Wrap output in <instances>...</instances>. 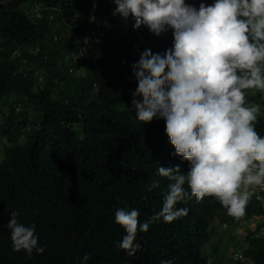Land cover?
<instances>
[{
	"label": "trees",
	"instance_id": "obj_1",
	"mask_svg": "<svg viewBox=\"0 0 264 264\" xmlns=\"http://www.w3.org/2000/svg\"><path fill=\"white\" fill-rule=\"evenodd\" d=\"M187 2L198 8L214 0ZM115 7L111 0H0V264H81L86 253V264H217L205 244L235 217L212 196L180 202L186 216L138 232L136 256L118 247L126 233L116 209L149 220L170 183L158 168L179 165L186 175L190 163L172 155L165 121L142 124L131 104L132 65L149 47L172 48L173 29L160 36L134 30ZM255 128L264 136L262 114ZM259 196L251 194L243 216L260 219L245 237L250 264H264ZM12 212L18 223L35 224L42 254L13 251Z\"/></svg>",
	"mask_w": 264,
	"mask_h": 264
},
{
	"label": "clouds",
	"instance_id": "obj_2",
	"mask_svg": "<svg viewBox=\"0 0 264 264\" xmlns=\"http://www.w3.org/2000/svg\"><path fill=\"white\" fill-rule=\"evenodd\" d=\"M111 2L116 5L113 15L125 21L131 17L134 30L146 26L160 36L173 29L172 48L159 54L149 47L132 65L138 86L131 104L142 124L163 119L175 149L172 155L190 163L186 175L179 165L158 168V175L170 183L162 207L149 220L141 223L138 210L116 209L115 222L126 233L118 247L134 257L142 249L136 242L138 232H147L161 219L173 222L188 214L187 208L176 207L178 203L216 197L238 220L255 193L248 186L264 185V136L255 128L262 112L249 93L264 91V0H214L200 2L198 8L187 0ZM153 187L159 182L149 191ZM10 215L6 227L13 251L42 254L35 224L25 226L18 223L16 212ZM241 255L246 261H235L250 264ZM89 259L86 253L81 264Z\"/></svg>",
	"mask_w": 264,
	"mask_h": 264
},
{
	"label": "rangeland",
	"instance_id": "obj_3",
	"mask_svg": "<svg viewBox=\"0 0 264 264\" xmlns=\"http://www.w3.org/2000/svg\"><path fill=\"white\" fill-rule=\"evenodd\" d=\"M53 19L54 16H52V20ZM68 59L70 60L71 58L69 57ZM35 74L43 78L41 69L37 67ZM3 139L5 138H2L0 135V149ZM248 187H250L253 192L261 195L264 199V185ZM258 220H260L258 217H253L245 221L242 216L238 220L235 218V221L220 225L215 230V235L205 244V248L208 245L214 248V254L212 255L213 260H216L217 264H237V261H235L237 259L235 258L242 254L243 249L247 247L248 244L245 237L247 234L254 231Z\"/></svg>",
	"mask_w": 264,
	"mask_h": 264
},
{
	"label": "built area",
	"instance_id": "obj_4",
	"mask_svg": "<svg viewBox=\"0 0 264 264\" xmlns=\"http://www.w3.org/2000/svg\"><path fill=\"white\" fill-rule=\"evenodd\" d=\"M249 93H250V96H253V98L255 99L254 101H252V103H254L256 100H258L260 102L261 112L264 115V103L262 102V100H264V91L257 90V89H250ZM241 190L243 191L244 187H242ZM248 190H249V188H248ZM235 259H240L244 262L246 261L242 255L237 256Z\"/></svg>",
	"mask_w": 264,
	"mask_h": 264
}]
</instances>
